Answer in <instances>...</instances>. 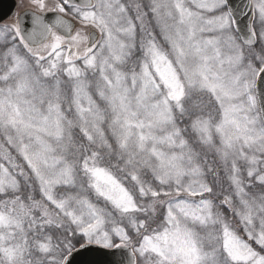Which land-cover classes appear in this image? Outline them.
I'll use <instances>...</instances> for the list:
<instances>
[{
    "label": "snow or ice",
    "instance_id": "6c2138e0",
    "mask_svg": "<svg viewBox=\"0 0 264 264\" xmlns=\"http://www.w3.org/2000/svg\"><path fill=\"white\" fill-rule=\"evenodd\" d=\"M0 264H264V0L0 16Z\"/></svg>",
    "mask_w": 264,
    "mask_h": 264
},
{
    "label": "water",
    "instance_id": "95a60500",
    "mask_svg": "<svg viewBox=\"0 0 264 264\" xmlns=\"http://www.w3.org/2000/svg\"><path fill=\"white\" fill-rule=\"evenodd\" d=\"M16 0H0V16H10L15 12Z\"/></svg>",
    "mask_w": 264,
    "mask_h": 264
},
{
    "label": "flooded vegetation",
    "instance_id": "af4514ba",
    "mask_svg": "<svg viewBox=\"0 0 264 264\" xmlns=\"http://www.w3.org/2000/svg\"><path fill=\"white\" fill-rule=\"evenodd\" d=\"M18 2H19V1L17 0V5H18ZM16 10H17V6H16ZM16 10H15V11H16Z\"/></svg>",
    "mask_w": 264,
    "mask_h": 264
},
{
    "label": "rangeland",
    "instance_id": "374dc122",
    "mask_svg": "<svg viewBox=\"0 0 264 264\" xmlns=\"http://www.w3.org/2000/svg\"><path fill=\"white\" fill-rule=\"evenodd\" d=\"M19 2H20V0H18ZM19 2H18V4H19Z\"/></svg>",
    "mask_w": 264,
    "mask_h": 264
}]
</instances>
